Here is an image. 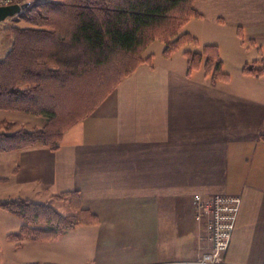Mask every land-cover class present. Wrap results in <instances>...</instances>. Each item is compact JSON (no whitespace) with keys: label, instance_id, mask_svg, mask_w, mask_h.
Instances as JSON below:
<instances>
[{"label":"crops","instance_id":"1","mask_svg":"<svg viewBox=\"0 0 264 264\" xmlns=\"http://www.w3.org/2000/svg\"><path fill=\"white\" fill-rule=\"evenodd\" d=\"M195 5L199 18L185 31L217 46L223 70L225 60L234 65L229 80L212 87L199 70L186 76L185 57L167 59L159 49L68 128L57 149L0 153V201L74 193L98 219L53 240H13L20 220L0 209V264L190 259L206 248V221L193 217L195 194L241 197L224 261L264 264V75L240 71L261 60L246 57L244 42L264 52V0Z\"/></svg>","mask_w":264,"mask_h":264},{"label":"trees","instance_id":"2","mask_svg":"<svg viewBox=\"0 0 264 264\" xmlns=\"http://www.w3.org/2000/svg\"><path fill=\"white\" fill-rule=\"evenodd\" d=\"M193 1L27 0V6L10 17L26 26L9 30L12 44L0 60V110L43 116L46 122L34 130L0 133V153L35 145L57 149L63 132L95 108L98 93L114 89L143 62L139 56L152 41L164 44V57L186 44L198 45L182 29L195 16ZM182 54L187 74L203 60L209 85L229 80L215 45ZM242 72L263 76L264 60L245 65ZM54 86L73 93L70 99L78 102L62 109L52 98ZM0 209L20 220L18 231L8 236L13 240H53L84 220L80 214L62 215L48 204L28 200L0 201Z\"/></svg>","mask_w":264,"mask_h":264},{"label":"rangeland","instance_id":"3","mask_svg":"<svg viewBox=\"0 0 264 264\" xmlns=\"http://www.w3.org/2000/svg\"><path fill=\"white\" fill-rule=\"evenodd\" d=\"M36 1H48V0H36ZM195 3H196V0L193 1L192 6H191V8L193 9V11L195 12V16L194 17H191V18H189V19L186 20V22L183 24V28H182L183 31H185V28H190L192 26V23H195L194 22V19H198L199 18V13L197 12ZM14 26L22 27V26H26V24H24L20 20H17V19H14V18H10V17L9 18H6L5 20H3V21L0 22V60H2L5 57L8 49H10V47H11V44H12V35L9 33V30H10L11 27H14ZM192 30H194V29H192ZM190 35L193 36L192 34H190ZM237 35H238L239 38L242 39V42L245 41L243 39V35H242V32H241V29L240 28H237ZM193 37L197 40V38L195 36H193ZM248 41L249 40H247V42ZM197 42H198V40H197ZM244 43L246 44V46L244 47L245 52H246V57H248V56L251 55V56H254L256 58H260L261 60H264V52L251 51L250 48H252V47H250L248 45V43H246V42H244ZM204 45H215V44H204ZM204 45L199 44V42H198V45H196V46L191 45V44H186L183 47H181L179 50H177L176 52H174L173 54L178 53L179 55H183L182 52H184V51H188V52L201 51V49H202V47ZM163 48H164V44L161 41H159V40L152 41L146 47V49L143 50L142 53L140 54L139 59L141 61H143L140 64H142V63H148V64H150L152 57H154V55L156 54L157 51H159V49H161L160 51H161V55H162ZM173 54H171V56ZM218 54H219V51H218ZM171 56H169V57H164L163 56V57L168 59V58H171ZM219 58H220V61H221V71L224 72V73H226L223 70V61H222V59L220 57V54H219ZM252 63L253 62H251V61L250 62H244L241 65L240 71H241V73L243 75H245V74L242 72V68L245 65H249V64H252ZM225 65H226V69L228 70V72H232L234 70V65L231 66V62L225 60ZM197 70H199L198 71V74L200 76L204 77L206 79V82H207V77H206L207 74L205 75V70L206 69H204V62H203V60L201 61V64H200L199 68L192 70L189 74H187V71H186V61H185V75L186 76H190L191 73H193L194 71H197ZM228 72L226 74H228ZM124 78L125 77H123L116 84L115 88L112 89V90H110L109 92H105L103 95L98 93V98L100 99V101L97 103V105L95 106V108L97 106H99L100 103L110 93H112L113 91H115L116 87L124 80ZM219 82H223V81H219ZM219 82H217V83H219ZM92 83H94V82L92 81L90 84H92ZM51 90L55 91L54 92L55 96L53 95L52 98H54V100L57 101L55 103L58 104L59 107H61L62 109H65L67 107H70L74 103L78 102L77 99L71 100L72 98H75V96L71 92L64 93V90L62 92V90H60L59 88H57V86H54ZM97 92H99V91H96L95 93H97ZM92 111H90L89 113H91ZM83 118H85V116ZM83 118H80L75 123L81 121ZM45 122H46V118L43 117V116H32V115H29V114H24V113H19V112H12V111L0 110V133H3V132L12 133V132H14V131H16L18 129H21V128L26 129V130H34V129H37V128L42 127L45 124ZM74 124H72L71 126H73ZM71 126H69L68 128H70ZM64 132H63V134H64ZM63 134H62V136H63ZM61 140H62V138H61ZM60 143H61V141H60ZM60 143H59V145H60ZM35 146H39V145H35ZM41 147H43V146H41ZM0 180H2V179H0ZM61 194L62 193L52 195L51 197H49L46 200V202H38V203L48 204L50 207H52L53 209H55L57 212L61 213L62 215L80 214V217H82L84 220H83V222L77 224V226H79V225H92V224H97L98 223V219H97V217L95 215H93L88 210H86V209H84V208H82L80 206V204L78 202V199H77V195H72V196H70V198L69 197L67 198L65 196L60 197L59 195H61ZM28 201H31V200H28ZM31 202H35V201H31ZM192 206H193V204H192ZM239 206H240V204H239ZM193 210H194V208H193ZM194 211H193V217H194V219L200 220V219L196 218ZM202 219H204V218H202ZM77 226H75V227H77ZM75 227H73V228H75ZM73 228H71V229H73ZM68 230H70V229H68ZM68 230H66V231H68ZM205 230L207 231V229H205ZM65 232H63V233H65ZM24 239H26V238H24ZM29 241H32V240H29ZM205 241H206V248H204L201 251H198L197 252L198 254L206 251L209 248L210 241H209V238H208V233H206V235H205Z\"/></svg>","mask_w":264,"mask_h":264},{"label":"built area","instance_id":"4","mask_svg":"<svg viewBox=\"0 0 264 264\" xmlns=\"http://www.w3.org/2000/svg\"><path fill=\"white\" fill-rule=\"evenodd\" d=\"M27 0H0V6L9 4H21ZM241 197L239 195L215 194L208 198H202L195 194L192 204L195 216L204 218L209 248L190 259L170 260L157 264H226V253L234 230Z\"/></svg>","mask_w":264,"mask_h":264},{"label":"water","instance_id":"5","mask_svg":"<svg viewBox=\"0 0 264 264\" xmlns=\"http://www.w3.org/2000/svg\"><path fill=\"white\" fill-rule=\"evenodd\" d=\"M27 4V2H23L21 4H9L0 6V22L19 13L21 9L27 6Z\"/></svg>","mask_w":264,"mask_h":264}]
</instances>
